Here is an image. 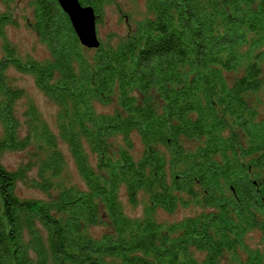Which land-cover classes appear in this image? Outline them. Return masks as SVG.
I'll list each match as a JSON object with an SVG mask.
<instances>
[{"label":"trees","instance_id":"trees-1","mask_svg":"<svg viewBox=\"0 0 264 264\" xmlns=\"http://www.w3.org/2000/svg\"><path fill=\"white\" fill-rule=\"evenodd\" d=\"M33 1L45 62L17 56L0 12V264H264L247 241L264 242V0H145L98 49L57 0ZM80 2L98 23L117 4ZM10 66L58 107L57 132L33 103L18 115ZM64 146L86 190L65 182ZM9 152L28 161L9 170ZM181 209L196 212L159 218Z\"/></svg>","mask_w":264,"mask_h":264},{"label":"rangeland","instance_id":"rangeland-1","mask_svg":"<svg viewBox=\"0 0 264 264\" xmlns=\"http://www.w3.org/2000/svg\"><path fill=\"white\" fill-rule=\"evenodd\" d=\"M36 5L33 0H18L15 2H5L0 0L1 13H13L14 24H7L5 27L6 40L16 50V54L22 60L32 59L38 62H45L50 58V51L47 44L42 40L41 36L34 30L33 24L36 22ZM146 13L145 0H117V4L106 9L101 18V22H97V33L101 43H108L110 38L115 35H124L129 25L135 23V20L141 19ZM4 39L0 37V60L5 57ZM112 42L115 43L112 39ZM8 82L13 87H18L24 92V96L17 102L16 109L18 115L23 116L30 104H34L40 111L43 120L50 125L54 132H57V113L58 107L53 104L45 94L37 87L34 77L28 73H22L10 66L6 71ZM264 100V95H262ZM102 111L109 109L100 107ZM262 116H264V103L262 108ZM23 119V117H22ZM1 131V129H0ZM68 160L64 180L67 184H74L83 190L86 185L76 171L71 154L67 147H63ZM28 161V152H9L2 158L3 165L9 170H16L23 163ZM35 176V174H33ZM19 195L27 199H45L46 195L39 190L30 188L22 183L18 185ZM121 199L128 216L139 218L143 216L144 202L140 200L137 207L129 205L125 191L122 192ZM196 211L190 209H181L174 215H166L161 213V220L178 221L187 216H193ZM99 231V229L95 230ZM253 249H263L259 235H253L247 240Z\"/></svg>","mask_w":264,"mask_h":264},{"label":"water","instance_id":"water-1","mask_svg":"<svg viewBox=\"0 0 264 264\" xmlns=\"http://www.w3.org/2000/svg\"><path fill=\"white\" fill-rule=\"evenodd\" d=\"M68 16L72 28L82 46L98 49L101 41L97 33V14L92 6H84L80 0H57Z\"/></svg>","mask_w":264,"mask_h":264}]
</instances>
